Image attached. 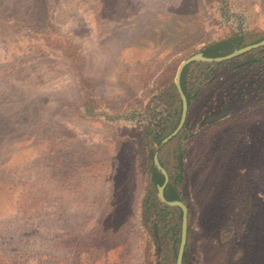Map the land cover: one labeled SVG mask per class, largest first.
Instances as JSON below:
<instances>
[{
    "label": "rangeland",
    "instance_id": "rangeland-1",
    "mask_svg": "<svg viewBox=\"0 0 264 264\" xmlns=\"http://www.w3.org/2000/svg\"><path fill=\"white\" fill-rule=\"evenodd\" d=\"M236 35L264 0H0V264H176L156 153L183 264H264V61L235 67L264 48L190 64L154 140L181 63Z\"/></svg>",
    "mask_w": 264,
    "mask_h": 264
},
{
    "label": "water",
    "instance_id": "water-1",
    "mask_svg": "<svg viewBox=\"0 0 264 264\" xmlns=\"http://www.w3.org/2000/svg\"><path fill=\"white\" fill-rule=\"evenodd\" d=\"M262 48H264V39L256 44L248 45L238 50H235L231 54L223 56V57L209 58V57H206L203 53H199L183 61L181 65L179 66V69L176 75V81H175L176 89L179 93V96L182 102V111H181L180 121L176 129L169 136H167L165 139L162 140L161 146L175 139L181 133L187 121L189 104H188L187 97L181 86L182 73H183V70L187 66H189L190 64L194 62L224 63V62L231 61L235 58H238L240 56H243L249 52L259 50ZM154 163L156 165L157 170L164 177L163 185L158 186V194H159V199L161 203L168 207L178 208L182 212L181 237H180V244H179L176 264H183L184 254H185L187 240H188V208L181 200L169 201L166 199L165 189L168 186L170 178H169V174L167 170L163 167V165L159 161L158 153L155 154Z\"/></svg>",
    "mask_w": 264,
    "mask_h": 264
},
{
    "label": "trees",
    "instance_id": "trees-1",
    "mask_svg": "<svg viewBox=\"0 0 264 264\" xmlns=\"http://www.w3.org/2000/svg\"><path fill=\"white\" fill-rule=\"evenodd\" d=\"M243 45H244L243 37L241 35H236V36H234L232 38H229V39H226V40H222V41H219L217 43H213V44L207 46L203 50L202 53L206 57H209V58L223 57V56L231 54L232 52H234L237 49L242 48ZM261 61H264V57H260V58L254 59L252 61H246L244 63L236 65L235 67L239 68L240 66H243V65H246V64L252 65L253 64L252 62H254L255 64H258ZM218 65L222 66V65H225V64L224 63H219ZM189 68H190V66H187L183 70L182 78H181V86H182V89H183V91H184V93H185V95L187 97L188 104L190 106L191 101L195 98L196 95H195V93L191 94V92L188 89L187 75H188ZM178 104L180 106V111L178 113L179 117H178V120H177L176 124L174 125L172 131H174L176 129V127L178 126V123H179V120H180L181 111H182V102H181V99H180L179 96H178ZM223 116H226V114H223L221 117H223ZM154 138H155L154 139L155 142L160 143L162 141V139H163V136L157 133V134H155ZM179 160H180V166H182V164H181L182 163L181 162V156L179 157ZM152 181H153L154 186H156V187L157 186H161L164 183L163 175L155 167L152 170ZM165 197L169 201L180 200L178 192L171 185L167 186V188L165 190ZM161 206H162L161 207V211L165 215L170 214L171 211L173 210L170 207H167V206H164V205H161ZM155 207L157 208V204H156ZM185 258H186V253H185L184 259Z\"/></svg>",
    "mask_w": 264,
    "mask_h": 264
},
{
    "label": "flooded vegetation",
    "instance_id": "flooded-vegetation-1",
    "mask_svg": "<svg viewBox=\"0 0 264 264\" xmlns=\"http://www.w3.org/2000/svg\"><path fill=\"white\" fill-rule=\"evenodd\" d=\"M238 50V49H237ZM180 117H181V115H180ZM180 121V120H179ZM179 124V123H178ZM167 188V187H166ZM166 190V189H165ZM168 207V206H167ZM180 210V209H179ZM181 211V210H180ZM182 213V212H181ZM178 255V254H177ZM184 256H185V254H184Z\"/></svg>",
    "mask_w": 264,
    "mask_h": 264
}]
</instances>
